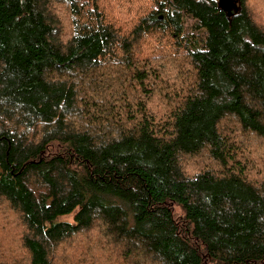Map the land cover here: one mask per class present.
I'll return each mask as SVG.
<instances>
[{
	"label": "trees",
	"instance_id": "1",
	"mask_svg": "<svg viewBox=\"0 0 264 264\" xmlns=\"http://www.w3.org/2000/svg\"><path fill=\"white\" fill-rule=\"evenodd\" d=\"M100 1L0 0V264H264V25L147 0L122 28Z\"/></svg>",
	"mask_w": 264,
	"mask_h": 264
},
{
	"label": "rangeland",
	"instance_id": "2",
	"mask_svg": "<svg viewBox=\"0 0 264 264\" xmlns=\"http://www.w3.org/2000/svg\"><path fill=\"white\" fill-rule=\"evenodd\" d=\"M147 0H101V6H104L108 12V16L112 19H116L118 24L122 25V28H125L129 24V20L126 19V16L120 13V11L124 12L127 16H135L136 13L142 8L143 5H148L146 3ZM245 5L247 6L248 10L253 14L255 20L259 23L264 25V0H245ZM55 6V13L58 16V26H57V33L59 37L65 39L69 33V18L67 16L66 10L63 6ZM190 19H186V23H191ZM158 34V40L144 42V50L147 48L155 47L157 49H163L167 46L166 42L160 41ZM157 38V36H156ZM166 40V39H165ZM163 56L156 61L158 63ZM164 66L161 69L162 72L167 71L166 62L162 61ZM173 80L179 79L177 74H173ZM232 124L228 123V129H232ZM238 141L241 142V146L246 149L244 153V157H249L250 161H254V166H259L262 162H258L261 153L257 152V148L260 145V142H256L253 138L246 137L243 135H237L235 137ZM263 164V163H262ZM214 166L213 161L206 156V154H198V155H186L181 159V167L182 170L188 175H194L202 170L205 169H212ZM253 166V167H254ZM262 167V166H259ZM176 214H179L180 209L178 207H174ZM5 216V214H0V217ZM7 220L10 218L8 213L6 214ZM72 216H66L63 219L71 221ZM0 242L4 243L5 240L3 236L0 234Z\"/></svg>",
	"mask_w": 264,
	"mask_h": 264
},
{
	"label": "water",
	"instance_id": "3",
	"mask_svg": "<svg viewBox=\"0 0 264 264\" xmlns=\"http://www.w3.org/2000/svg\"><path fill=\"white\" fill-rule=\"evenodd\" d=\"M216 3L228 16L233 15L240 9L239 0H216Z\"/></svg>",
	"mask_w": 264,
	"mask_h": 264
}]
</instances>
